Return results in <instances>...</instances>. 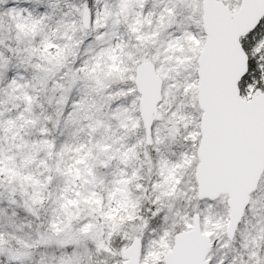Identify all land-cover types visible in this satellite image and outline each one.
<instances>
[{"label": "snow or ice", "instance_id": "6c2138e0", "mask_svg": "<svg viewBox=\"0 0 264 264\" xmlns=\"http://www.w3.org/2000/svg\"><path fill=\"white\" fill-rule=\"evenodd\" d=\"M0 264H264V0H0Z\"/></svg>", "mask_w": 264, "mask_h": 264}]
</instances>
